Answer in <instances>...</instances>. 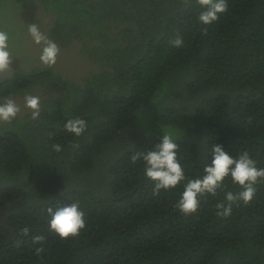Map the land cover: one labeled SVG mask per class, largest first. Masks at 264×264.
Instances as JSON below:
<instances>
[{"label":"trees","instance_id":"16d2710c","mask_svg":"<svg viewBox=\"0 0 264 264\" xmlns=\"http://www.w3.org/2000/svg\"><path fill=\"white\" fill-rule=\"evenodd\" d=\"M204 10L199 0H0L11 53L35 23L82 60L35 57L0 79V103H41L38 120L21 109L0 122V264H264V181L227 218L215 205L241 190L230 178L184 215L183 185L153 196L143 162H132L170 133L186 181L203 175L216 143L264 167V0H228L206 33ZM73 118L88 123L80 138L64 128ZM72 202L87 227L62 240L47 208Z\"/></svg>","mask_w":264,"mask_h":264},{"label":"clouds","instance_id":"9594fccd","mask_svg":"<svg viewBox=\"0 0 264 264\" xmlns=\"http://www.w3.org/2000/svg\"><path fill=\"white\" fill-rule=\"evenodd\" d=\"M205 9L198 17L199 23L205 26L202 31L206 33L207 26L217 22L228 11V0H199ZM27 32L35 45L41 46L40 62L46 66H53L57 62L60 48L58 44L40 30L35 24H29ZM10 34L0 30V73L9 69L13 56L10 51ZM173 47H183L181 37L171 41ZM24 105L31 110V118L38 120L41 115L40 97L25 95ZM20 106L10 97H4L0 103V122L11 123L17 119ZM64 128L66 132L80 138L88 131V123L85 119H69ZM56 152L62 151L59 144H54ZM178 141L170 133H162V136L154 148L147 151H137L132 155V162H143V172L147 179L153 182V196H158L161 191L168 192L183 185V191L176 202L175 207L184 215L195 213L200 207V198L205 194L215 196L224 181L228 178L241 190L233 194L228 192L223 202L215 205L216 215L227 218L232 214L233 205L238 202L250 203L257 192V185L264 181V167H258L248 151L241 152L238 156H232L226 148L219 143L212 146L210 162L203 167V175L186 181L184 169L180 159ZM186 181V182H185ZM47 214L49 230L60 239L76 238L86 230L87 219L79 202H72L63 206L48 207ZM25 235L29 229H23ZM43 237H35L34 242L39 243ZM39 255L43 249H37Z\"/></svg>","mask_w":264,"mask_h":264},{"label":"rangeland","instance_id":"374dc122","mask_svg":"<svg viewBox=\"0 0 264 264\" xmlns=\"http://www.w3.org/2000/svg\"><path fill=\"white\" fill-rule=\"evenodd\" d=\"M25 39L26 42H21L19 45L16 44L12 48V63L7 71L0 73V79L5 76H11L17 70L28 71L32 69V60H35V57H38L39 63H41L39 59L41 53V46L35 45L32 42L31 38H28L29 40H27V38ZM12 45H14V43ZM61 55H63V62L61 65L64 68H69L71 66L77 67L79 65V62H82V60L79 59L78 52L74 53L71 49H60L58 58H60ZM16 103L20 106V109L25 111H31L25 107L24 99L17 98Z\"/></svg>","mask_w":264,"mask_h":264}]
</instances>
